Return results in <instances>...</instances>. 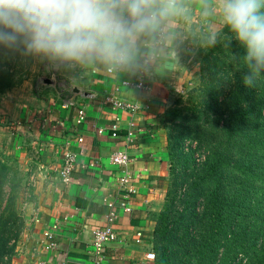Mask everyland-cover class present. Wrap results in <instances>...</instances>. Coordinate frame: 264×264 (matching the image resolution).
<instances>
[{
    "label": "crops",
    "instance_id": "obj_1",
    "mask_svg": "<svg viewBox=\"0 0 264 264\" xmlns=\"http://www.w3.org/2000/svg\"><path fill=\"white\" fill-rule=\"evenodd\" d=\"M182 2L186 11L168 26L170 39L155 49L145 45L142 58L156 56L145 89L125 83L137 80L138 69L109 72L110 67L97 63L72 72V94L54 92L56 83L46 78L44 85L50 89H37L22 102L14 117L15 139L36 188L28 209L31 224L15 264H93L94 231L107 222L106 200L118 197L119 169L110 161L118 150L130 155L129 170L137 191L131 195L132 211H118V239L108 244L102 264H154L147 255L154 252L156 217L169 188L171 163L163 116L175 95L177 51L192 36L216 31L222 25L219 15L203 14L201 0ZM109 94L140 108L136 112L115 108L106 99ZM80 108L87 114L82 124L77 123ZM117 120L118 136H114ZM79 136L83 141L77 140ZM67 151L79 154L68 185L60 176ZM49 229L58 243L54 250L46 249Z\"/></svg>",
    "mask_w": 264,
    "mask_h": 264
},
{
    "label": "trees",
    "instance_id": "obj_2",
    "mask_svg": "<svg viewBox=\"0 0 264 264\" xmlns=\"http://www.w3.org/2000/svg\"><path fill=\"white\" fill-rule=\"evenodd\" d=\"M244 54L234 38L208 50L202 83L164 113L171 180L156 217L154 264H264V72L246 85ZM32 60L0 54V101ZM9 174L0 151V264H11L19 234Z\"/></svg>",
    "mask_w": 264,
    "mask_h": 264
},
{
    "label": "clouds",
    "instance_id": "obj_3",
    "mask_svg": "<svg viewBox=\"0 0 264 264\" xmlns=\"http://www.w3.org/2000/svg\"><path fill=\"white\" fill-rule=\"evenodd\" d=\"M201 2L203 14L219 15L226 30L211 31L205 46L236 39L244 83L253 85L264 72V0ZM185 11L182 0H0V54L68 72L97 63L144 69L145 45L170 39L168 26Z\"/></svg>",
    "mask_w": 264,
    "mask_h": 264
},
{
    "label": "rangeland",
    "instance_id": "obj_4",
    "mask_svg": "<svg viewBox=\"0 0 264 264\" xmlns=\"http://www.w3.org/2000/svg\"><path fill=\"white\" fill-rule=\"evenodd\" d=\"M220 21L222 24V20ZM206 37L207 34L194 35L177 51V73L174 76L176 79L174 81L175 95L172 105L178 99H185L192 89L202 83L206 66L204 62L205 53L213 48L205 46ZM73 76L72 72L50 68L47 62H41L39 59L33 58L20 82L1 97L0 151L3 154V160L9 164V181L11 184L9 187L11 188L8 187V190L10 191L12 187L16 189V205L20 214V220H18L19 234L11 242V244L15 245L11 264H15L16 257L21 253L22 247L25 245L26 230L31 224L28 212L29 203L35 199L36 188L32 172L20 159V150L16 145L15 113L21 109L22 102H25L30 94H36L37 89H50L49 86L44 85V79L46 78L51 80V83H56L53 87L54 92L72 94L70 84L74 82ZM59 82L67 85V87L64 89L61 85L59 86ZM177 106L180 107L181 103H178ZM182 145L185 151H189L192 148L190 139L183 141ZM195 146L196 143H194L193 147ZM196 156L199 161L204 160V155L202 156V154L198 153ZM170 180L171 176L169 177V184Z\"/></svg>",
    "mask_w": 264,
    "mask_h": 264
},
{
    "label": "built area",
    "instance_id": "obj_5",
    "mask_svg": "<svg viewBox=\"0 0 264 264\" xmlns=\"http://www.w3.org/2000/svg\"><path fill=\"white\" fill-rule=\"evenodd\" d=\"M155 58L156 56L154 54H149L142 58V62L146 65V67L144 69H138L137 80L132 82L126 81V85L131 88L145 89L146 80L152 72L153 61ZM114 70L116 69L109 68V72H113ZM106 99L113 102L115 108L118 109H127L131 112H136L140 108L137 103L123 101L116 97L114 94H109ZM86 115L87 114L85 108H80L77 123L82 124L85 121ZM118 123L119 122L117 120L113 125L114 136H118ZM128 137L130 138V140H132L133 133L129 132ZM77 140L83 141V137L79 136ZM78 156V153L72 151H67L64 155L63 165L60 169V176L62 181L67 185L73 181V173L78 164ZM110 161L119 169V192L117 198H109L106 200V204L108 206L107 222L103 227L97 228L94 231V249L92 251L94 257L93 264H102L108 244L118 239V232L116 230V221L119 217L118 211L120 208H122L126 212L132 211V206L130 203L131 195L137 191L135 185L132 183V174L129 170L131 163L129 153L126 150L115 151L110 155ZM36 220L39 221L38 218ZM54 228H57V225H55ZM45 237L48 240V242L46 243V249L54 250L58 247V243L55 240V235L52 229L46 231ZM147 258L154 261L155 253H148ZM39 264L46 263L40 262Z\"/></svg>",
    "mask_w": 264,
    "mask_h": 264
}]
</instances>
